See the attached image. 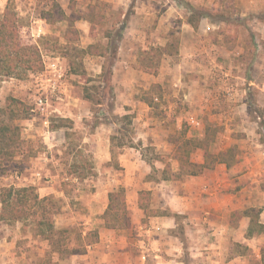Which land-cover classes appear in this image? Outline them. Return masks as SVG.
I'll return each instance as SVG.
<instances>
[{
    "label": "rangeland",
    "instance_id": "1",
    "mask_svg": "<svg viewBox=\"0 0 264 264\" xmlns=\"http://www.w3.org/2000/svg\"><path fill=\"white\" fill-rule=\"evenodd\" d=\"M8 1L0 0V14L5 11ZM12 2L17 13L21 38L24 42L39 48L43 67L38 72L29 73L24 80L0 77V125L8 123L17 126L20 131L15 156H0V192L3 188L13 186L31 188L40 198L47 197L51 202L50 210L53 213L55 227L58 230L71 231L65 239L66 250L86 251L87 246L96 242L98 232L104 228V225L98 222L101 219L100 215H91L95 212L90 211L89 205L95 202L96 205H100L96 206L95 211L104 208L105 201H102L99 195L96 201L93 200L99 184L107 186L108 180L111 182L113 180L118 189L124 187L125 177L132 186L138 179L146 181L149 174L155 176L151 166H158V155L171 153V148L174 150V146L166 142L171 133L164 130L166 126H163V123L159 125L155 121L153 123L156 125H150V129H154L160 135L151 137L155 140L151 142L153 144H140L135 141L146 136L142 132L145 125L142 124L141 127V122L134 121L138 117L136 116L138 110L141 111L139 106L144 102V98L154 99L152 105L161 107L157 113L159 115L165 113L168 121L179 119L184 122V127L188 126L191 118L197 120L199 125L191 124V131L188 127L182 128L181 134L173 130L172 135H177L175 138H178L179 146L185 144L187 136L198 140L208 133L209 137L215 140L209 145L215 154L226 148L230 142L228 135L231 128L223 125L221 119L227 111L226 106L231 103L232 116L244 121L242 128H249L250 131L253 130V134L260 136L259 140L263 145L261 150L264 151V91L262 93L260 90L264 87V0H12ZM90 6H96L97 12L104 15L103 25L97 26L99 29L96 32L97 36L90 38L94 36L89 37V32L82 34L81 31H78L75 37L68 34L71 27L76 28V19L80 13L81 16H88L90 21L94 20L88 10ZM193 10L205 15L211 14L213 18L209 21L215 23L214 31H204L206 24H199L195 34H191L187 21ZM123 24L132 26L129 32L124 30V35L130 34L137 39V43L131 39L134 44L131 48L128 44H120L117 56H121L120 60L124 59L126 63L124 61L120 63L118 57L115 61L114 55L111 54L116 44L117 31ZM142 25L150 29L145 39L154 45L153 47L165 46L170 41L169 33L173 31V35L179 38L178 55L169 57L157 54L154 57L156 53L152 49L148 54L141 56L142 33L133 28ZM106 30H111L110 33L113 35L111 42L114 41L115 44H110V53L106 58L88 56L84 59L87 75L95 78L93 82L86 84L84 78L70 72L68 49L70 48L69 51L72 52L75 48H84L90 42L94 44L101 42L106 45L107 40L104 38ZM189 41H194L196 45L194 62L187 66L188 58L185 55L191 48L185 44ZM211 43L213 46H210ZM142 57L147 58L144 59L146 62H150L151 58L155 60L153 72L149 73L155 79L149 76V79L141 78L138 66ZM53 64H57V71L53 70ZM104 64L111 73L108 71L99 78L96 72L98 70L102 72ZM62 70L63 76L60 77L59 73ZM228 71L235 81L227 85L239 88L238 91L242 95H235L232 98L227 96L231 101L224 103L226 94L220 89L221 82L212 84L209 77L215 76L220 79L222 75L225 77L224 74ZM211 73L213 74L210 75ZM237 78L243 79L240 86L234 85L240 80ZM154 80L157 83L153 84H159V88L150 87L149 84ZM184 80L193 82L194 92L191 90L193 92L191 96L184 95L182 91L178 92L181 88L184 90V86L173 85L179 81L185 83ZM64 81L69 88L67 91L62 87ZM86 88L100 104H92L85 98ZM149 88L150 90L146 91ZM175 89L176 95L173 96V100L176 110L171 112L163 110L168 109L166 107H169V98L162 97L158 102L155 100L156 96L172 94ZM67 95H71L69 105L70 98H67ZM40 99L43 100L42 107H39ZM242 101H246L247 107L243 111L238 109L236 113L234 108ZM74 105L76 107H73ZM163 117L165 120L166 117L164 115ZM46 120L49 121L47 126ZM242 128L233 131L234 137L244 138L247 133ZM46 130L54 131L51 137L53 142L46 139ZM111 136L117 137L112 154L109 141ZM121 141L133 147L134 153L129 152L133 161H138L133 167H122L124 163L120 161L122 154L119 149ZM237 147H234L235 151ZM238 150L237 148V152ZM187 151L190 155L194 148H186L183 145L181 149L183 158ZM191 158L201 161L202 152H193ZM166 161L177 168V163L172 162L171 158ZM182 163L185 166L187 164L186 161ZM77 164L79 167H76ZM76 168L78 172H86L87 177L80 179ZM35 172H40L41 175L36 177L33 174ZM127 172L130 173L129 176ZM134 176L137 179L133 178ZM24 178L28 181H24ZM23 183L25 185H22ZM145 200L147 201V198ZM129 203V211L133 217L132 196ZM91 217L94 218L92 222ZM146 223L144 222V225ZM131 224L127 223L119 229L128 230L132 227ZM33 226L31 221L13 224L0 222V264H61L62 260L69 257L60 258L59 252H53L48 242L35 237ZM138 226L135 225V228ZM184 229L185 225L181 220L175 232L182 234ZM138 230L134 229L133 233ZM187 246L185 245L181 252L180 261L183 264L225 263L227 256L214 254L213 248L211 251L203 250L200 253L202 255L194 257ZM209 252L210 255L206 254ZM245 252L246 247L236 246L233 249L230 246L228 260L236 254ZM239 259L253 263L256 262V254L247 252L246 256Z\"/></svg>",
    "mask_w": 264,
    "mask_h": 264
},
{
    "label": "crops",
    "instance_id": "2",
    "mask_svg": "<svg viewBox=\"0 0 264 264\" xmlns=\"http://www.w3.org/2000/svg\"><path fill=\"white\" fill-rule=\"evenodd\" d=\"M148 3L151 4L150 1ZM81 15L80 13L79 17L76 19V29L81 31L82 34L89 32L88 34L90 37L94 20L90 21L88 16L85 17ZM200 24H206L203 28V30L205 29L204 31H214L215 23L210 22L208 18H202ZM95 26L97 30H99L97 22H95ZM123 26L124 30L128 32L129 29L132 30L131 25L128 26L127 24H123ZM81 27L84 30H81ZM188 27L189 32L195 34L196 29L190 24H188ZM158 28L159 26L157 29ZM133 29L139 30L142 33L140 45L143 47H140L141 50H150L154 45H151L150 42H147L145 39L147 31L150 29L145 28L144 25L140 27L135 26ZM199 29L201 30V28ZM131 39L135 40L137 43L135 37L130 36V34L125 36L123 33V39L119 43V49L122 44H128L131 48L134 45ZM106 40V45H108L109 40ZM136 43L135 46H137ZM92 44L94 43L90 42L87 46ZM186 45L191 48V51L186 52L185 55V57L188 58L186 62L188 66L190 62H194V47L196 43L194 41H189L185 46ZM87 46L84 48H87ZM210 46H213V44L211 43ZM93 57L99 56H89V58ZM117 57L120 63L122 61L126 63V60H120L121 56ZM135 57L137 58V56ZM138 70L141 72L142 79H149L148 76L152 77L141 65L138 66ZM61 72L63 76V70ZM102 72L98 70L96 72L97 76ZM212 74L213 73L210 75ZM224 75L226 78L222 75L220 79L218 78L219 80L215 78V76H210L209 81L212 84L221 82L220 89L226 94L224 103H227L231 101L229 100L230 98L227 99V96L232 98V96L242 94L239 93V88L236 89L235 87H230L229 84L227 85V83L230 82L232 84L235 81L231 73L228 71V73ZM228 76L231 77L229 78ZM152 78L155 79V77ZM237 79L240 80L235 82L234 85L240 86L243 79ZM153 83L157 82L154 80L149 84L150 87H160L159 84L155 85ZM192 84L193 82L191 81H185V83L179 81L178 84L174 83L173 85L174 87H178V85L181 87L184 86V90L181 88L178 92L182 91L184 95L188 94L191 96L194 92V86H192ZM62 87L65 91L69 90L65 81ZM149 90L150 88L146 91ZM191 90L193 92H191ZM260 90L263 93L264 87H261ZM174 92H176V89L172 94H161L160 96H156L155 100L158 102L162 100V97L169 98V107H166L168 108L167 110H163L170 112L176 110V105L173 100V96L176 95ZM67 98H70L68 102L69 105V103H71V95H67ZM143 103H140L139 107L141 111L138 110L139 113L136 115L138 117L134 121L141 122V127L142 124L145 125L142 127V132L146 136L139 137L138 140L135 141L140 144L148 143L152 145L153 143L151 142L155 140L151 137H158L160 134L154 131V129H150V125H156V123L161 125L163 123L162 125L166 126L164 130L171 133L166 142L167 144L173 145L174 150L171 148V153L158 155V159L160 160H157L158 166H151V171L155 173V176L149 174L146 181L138 179L137 183L132 186V184H129L127 177H125L123 180L124 187L118 189L113 180L112 182L108 180L107 186L99 184L96 191L97 194L94 195L93 200L96 201L98 198L97 195H99L100 199L105 201L104 208L100 211H95L96 206L100 207V205H96V202L95 204L89 203V205H91L90 211L95 212L91 215H100L101 219L98 222L103 224L104 228L98 232L96 242L87 246V250L84 253L71 255L65 260H62L61 264H183V262L180 261V257L185 245H188L187 248L194 257L202 255L200 253L203 250L211 251L213 248L215 251L214 254L227 256L224 264H264V229L263 231L254 229L252 233L250 230L252 227V219L247 214L251 209L260 210L259 224L264 228V151L261 150L263 145L259 140L260 136L258 134H253V130L250 131L249 128H242L244 121H240L239 118L237 119L232 116L231 111L233 110V104H228L226 106L227 111L224 113L221 122L227 128H231V132H229L228 135L230 142L227 147L221 149L220 152H227L232 147L237 146H239L237 148L240 152L239 150L237 152L236 148V157L233 161L218 163L213 168L204 169L199 175H189V172L186 171L188 168L183 167L180 159L181 150L179 144L176 142L178 138H175L177 135H172V132H174L173 130H177L178 133L181 134L182 128L184 129V127H188V130L191 131V124L199 125V123L197 120L191 118L188 126L183 127L184 122L181 120L173 119L172 121H168L165 113L159 115L157 112L158 109L161 108L160 105L150 106L146 102ZM73 107H76V105ZM245 107H247V103L246 101H242L240 104L236 105L234 110L237 113L238 109L243 111ZM136 111L135 108V112ZM163 115L166 117L165 120L162 119ZM153 121L156 123H153ZM166 122L171 123L167 124ZM47 123H49L48 120L45 122L46 126ZM241 128L247 134L244 138L238 139L234 137L233 131H239ZM45 134L47 136L46 139L53 142L51 137L54 131L46 130ZM189 137L187 136L186 140L197 141V139L195 140ZM109 138L110 153L112 154L114 151V147L112 146L113 136ZM204 138L205 134L202 139ZM164 145L165 144H163V146ZM132 148L133 147L127 145L119 147L121 150L120 154H122L120 156V161L124 163L122 164L123 168L129 166L133 167V165L138 162H134L132 159L131 152L134 153ZM210 148L211 146L208 152L214 155L215 153H213ZM196 151L202 152L201 161H196L191 158L193 152ZM187 153L188 152H185L184 154L186 155ZM205 155L206 152L203 148H194V151L189 155V161L190 163L203 165L205 163ZM170 158L172 162L177 163V168H174L173 165L166 161ZM35 173L33 174L36 177L41 175L40 172ZM127 174L128 176L130 175L129 172H127ZM147 175L148 172L146 176ZM133 178L137 179L136 176ZM133 178L132 180L136 181ZM24 181H28V179L24 178ZM22 185L25 184L23 183ZM120 189L125 192L126 205L129 213L128 224L132 223V227L128 230L106 228L105 221L102 218L104 212L108 208L109 194ZM131 196V204L134 207L132 208L134 209L133 217H131V212L129 211V198ZM146 198L147 201L145 200ZM154 201L155 204L153 205ZM150 209L152 212H150ZM92 217L90 218L91 222L94 219ZM181 220L185 225V229L182 234H179L175 232V229ZM144 222L147 223L144 225ZM137 224L139 226L135 228ZM134 229L139 230L133 233ZM210 242L213 243L210 244ZM230 246L233 247V249L236 246H240L241 248L246 247V252L243 254H236L233 258L231 257L228 260ZM247 252L256 254V262L252 263L246 260L243 262L239 259L246 256ZM206 254L210 255L211 253L209 252Z\"/></svg>",
    "mask_w": 264,
    "mask_h": 264
},
{
    "label": "trees",
    "instance_id": "3",
    "mask_svg": "<svg viewBox=\"0 0 264 264\" xmlns=\"http://www.w3.org/2000/svg\"><path fill=\"white\" fill-rule=\"evenodd\" d=\"M89 10L91 15L94 17L91 35L96 37V32L98 30L95 26V22H97V24L100 26L103 25L102 19L104 18V15H101L97 12L96 6H90ZM196 11L197 10H193L191 12L187 21L188 24H190L194 29H198L202 18H213L211 14L205 15ZM46 20H48V17H46ZM106 31L107 32L104 37L109 40L108 45L98 42L88 46L87 48H75V50L72 52L69 51L70 48L68 47L69 49L67 57L70 62V72L74 75L84 78L86 84H89L95 80V78H91L87 75L86 69L84 67V59L86 57L99 56L106 58L110 53V44H115L116 42L113 48L114 50L111 52V54L114 55L115 61L117 59L119 43L123 39L124 26L119 28L117 31L115 42H111L113 36L110 33L111 30ZM173 33V31L169 33L170 41H168L165 46H160L161 48L155 46L150 50H142L143 52L141 56H143V54H148L152 51V49L156 53L154 57H156L157 54H159V56L169 57L178 55L179 38H176ZM68 34L75 37L78 35V30L75 27H71ZM144 59L147 60V58L142 57L140 65L146 72L152 73V66L155 63V60L151 58L150 62H146ZM146 64L148 66H146ZM42 67V59L39 48L24 42V40L21 38L17 13L15 12L12 0H9L5 11L3 14H0V77L24 80L29 73L38 72L42 69ZM106 72L111 73L110 70H107L104 64L103 72L98 77H103ZM84 93L85 98L89 102L96 105L100 104V101L96 100L89 94L87 88L85 89ZM144 101L148 105L153 106L152 104L154 99L147 97L144 98ZM116 138V136H113L112 138L113 147L115 145ZM19 139L20 131L17 126L8 123L1 124L0 156H15V149L17 148ZM214 141V138L211 139V136L209 137L208 133H206L204 139L197 141L185 140V144L183 143L180 146V150L183 148V145H185L186 148H203L206 152L205 163L203 165L190 163L188 153L184 158L180 156L181 162H187L186 166L183 163L182 165L185 168H188L186 171L189 172V175H199L206 168H213L218 163H228L234 160L236 157V151L234 147H232L227 152H220L218 154L211 155L208 152L210 147L209 145L214 143ZM176 142L179 144V140H176ZM125 145L126 143L124 141L119 143L120 147ZM76 167H79V164H77ZM76 173H78V177L80 179H85L88 175L86 172H78V168H76ZM0 204V222L10 224L23 221L33 222L34 236L48 242L53 252H59L60 258L82 254L85 252L78 250H66L65 239L67 238V234H69L71 231L69 229L58 230L55 227L53 213H51L50 210L51 202H49L47 197L40 198L38 194L34 193L33 189L14 188L13 186H10L9 188H3L0 192ZM247 214L252 219V227L250 228L252 233L254 229L263 231V226L259 224L260 210L251 209L247 212ZM102 218L105 221V227L109 229H119L121 226L128 223V210L124 190L120 189L109 194L108 208L104 212Z\"/></svg>",
    "mask_w": 264,
    "mask_h": 264
},
{
    "label": "built area",
    "instance_id": "4",
    "mask_svg": "<svg viewBox=\"0 0 264 264\" xmlns=\"http://www.w3.org/2000/svg\"><path fill=\"white\" fill-rule=\"evenodd\" d=\"M57 69H58V67H57V64H53V70L54 71H57ZM61 70V69H60ZM59 72V71H58ZM61 73L62 72H60L59 74L61 75ZM60 77H62V75L60 76ZM54 89H55V87H54ZM44 104H43V100L42 99H40L39 100V107H42Z\"/></svg>",
    "mask_w": 264,
    "mask_h": 264
}]
</instances>
